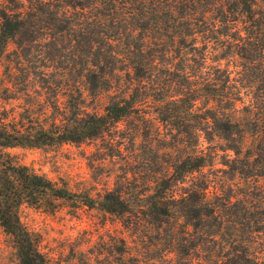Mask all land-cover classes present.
I'll use <instances>...</instances> for the list:
<instances>
[{
  "label": "trees",
  "instance_id": "16d2710c",
  "mask_svg": "<svg viewBox=\"0 0 264 264\" xmlns=\"http://www.w3.org/2000/svg\"><path fill=\"white\" fill-rule=\"evenodd\" d=\"M2 66L3 91L26 105L0 113V226L18 264H59L20 206L68 202L160 230L153 264H264V0H0ZM84 91L114 97L87 112ZM127 119L183 151L146 157L140 187L92 198L6 151L82 143ZM109 252L143 256L124 240Z\"/></svg>",
  "mask_w": 264,
  "mask_h": 264
},
{
  "label": "rangeland",
  "instance_id": "374dc122",
  "mask_svg": "<svg viewBox=\"0 0 264 264\" xmlns=\"http://www.w3.org/2000/svg\"><path fill=\"white\" fill-rule=\"evenodd\" d=\"M3 66L0 68V113L18 115L26 107L22 94L10 98L3 91L6 85ZM83 108L101 113L114 92L92 96L84 91ZM63 102V98H59ZM151 115L152 127L158 123ZM135 119L123 120L115 130L82 143H61L41 147L15 146L6 151L21 164L48 178L65 183L69 189L97 198L117 182L127 179L131 187H140L144 179L138 171L146 167V157L162 163L168 151L173 157L182 149L162 148L161 135L142 138V128ZM153 130V128H150ZM145 130H143L144 132ZM150 131V130H149ZM139 161V162H138ZM137 172L136 175L134 173ZM137 181V182H136ZM19 216L24 225L39 240L42 252L59 264H117L116 242L126 241L132 250L141 251L138 264H153L151 257L160 255L164 241L160 230L129 231L120 218L86 205L79 207L63 203L53 211L23 204ZM255 245H251L254 250ZM160 264V261H157ZM0 264H18L11 237L0 226Z\"/></svg>",
  "mask_w": 264,
  "mask_h": 264
}]
</instances>
